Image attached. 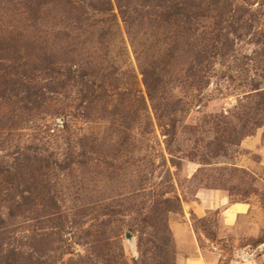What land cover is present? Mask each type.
<instances>
[{
	"label": "rangeland",
	"instance_id": "1",
	"mask_svg": "<svg viewBox=\"0 0 264 264\" xmlns=\"http://www.w3.org/2000/svg\"><path fill=\"white\" fill-rule=\"evenodd\" d=\"M110 1L0 0V264H264V0Z\"/></svg>",
	"mask_w": 264,
	"mask_h": 264
},
{
	"label": "trees",
	"instance_id": "2",
	"mask_svg": "<svg viewBox=\"0 0 264 264\" xmlns=\"http://www.w3.org/2000/svg\"><path fill=\"white\" fill-rule=\"evenodd\" d=\"M37 4V8H42L44 5H46L47 0H34ZM65 5H67L69 12L74 13L76 12L75 20L78 21H84L88 20L89 13L91 12L92 16L93 14L99 13H109L113 10V6L111 4L110 0H60ZM117 7L120 10L121 16L123 18L127 17L129 13H136L137 11H143L146 14H152L157 17L165 16L166 12L169 11L170 16L174 20H178L180 16L183 15V11L180 5V3L177 4V2L172 1L169 5L166 0H116ZM172 9V10H171ZM129 10L131 12H129ZM78 12V13H77ZM164 14V15H163ZM97 15V16H98ZM188 14L186 13L187 16ZM111 16L113 14L111 13ZM84 20H81V19ZM146 72V70H143V73ZM86 74L83 71L72 69V63L67 68V78L72 80L75 78V81H78V83H81V80H83L84 76ZM74 81V80H73ZM152 98V95H150Z\"/></svg>",
	"mask_w": 264,
	"mask_h": 264
}]
</instances>
